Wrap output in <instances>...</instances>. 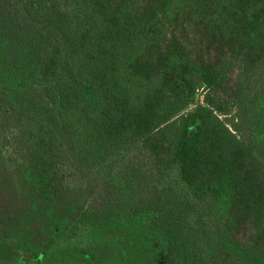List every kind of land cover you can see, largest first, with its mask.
<instances>
[{
  "label": "trees",
  "instance_id": "16d2710c",
  "mask_svg": "<svg viewBox=\"0 0 264 264\" xmlns=\"http://www.w3.org/2000/svg\"><path fill=\"white\" fill-rule=\"evenodd\" d=\"M126 231L264 264V0H0V264H137Z\"/></svg>",
  "mask_w": 264,
  "mask_h": 264
},
{
  "label": "rangeland",
  "instance_id": "374dc122",
  "mask_svg": "<svg viewBox=\"0 0 264 264\" xmlns=\"http://www.w3.org/2000/svg\"><path fill=\"white\" fill-rule=\"evenodd\" d=\"M200 94H201V92L199 91L198 92V95L193 100V102H192V104L190 105L189 108L193 107L197 102H199L201 100ZM122 235H124V238L121 239L118 243H120V244H127V245H129V246H131V247L134 248V251H135L136 257H137V264H150L147 256L145 254H143L140 249L139 250L137 249V245L135 243L133 244V246L130 245L131 239H132V235L129 234V232H127V231L126 232H123Z\"/></svg>",
  "mask_w": 264,
  "mask_h": 264
}]
</instances>
